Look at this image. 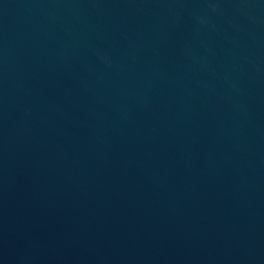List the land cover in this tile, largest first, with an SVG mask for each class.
Masks as SVG:
<instances>
[{
	"label": "water",
	"instance_id": "water-1",
	"mask_svg": "<svg viewBox=\"0 0 264 264\" xmlns=\"http://www.w3.org/2000/svg\"><path fill=\"white\" fill-rule=\"evenodd\" d=\"M0 264H264V0H0Z\"/></svg>",
	"mask_w": 264,
	"mask_h": 264
}]
</instances>
